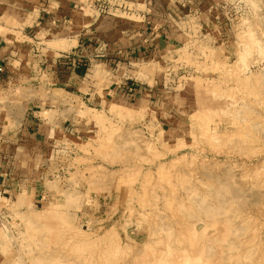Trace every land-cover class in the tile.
<instances>
[{
  "label": "rangeland",
  "instance_id": "rangeland-1",
  "mask_svg": "<svg viewBox=\"0 0 264 264\" xmlns=\"http://www.w3.org/2000/svg\"><path fill=\"white\" fill-rule=\"evenodd\" d=\"M12 2L17 24L57 7ZM187 2L162 48L98 53L53 103L31 93L63 105L67 140L38 199L0 195V264H264V0Z\"/></svg>",
  "mask_w": 264,
  "mask_h": 264
},
{
  "label": "crops",
  "instance_id": "crops-1",
  "mask_svg": "<svg viewBox=\"0 0 264 264\" xmlns=\"http://www.w3.org/2000/svg\"><path fill=\"white\" fill-rule=\"evenodd\" d=\"M63 1L56 0L53 11L26 6L28 14L37 17L28 16L19 24L14 18L13 22L4 19V11L20 10L13 6L15 2L11 7L0 4V195L38 199L49 161L58 153L55 148L67 140L64 121L58 118L63 105H52L43 112L31 93L40 89L46 97L42 104L53 103L58 100L54 93L60 89L47 86H81L85 65L89 71L103 56L100 52L108 57L126 54L131 56L124 59L128 61L144 55L145 49L162 48L188 0H107L123 9L107 16H99L91 8L75 9L77 0H66L73 5L64 11L58 4ZM33 28L42 36L31 35ZM35 49L41 52L39 57L32 55ZM33 80H39L43 89L28 88Z\"/></svg>",
  "mask_w": 264,
  "mask_h": 264
}]
</instances>
